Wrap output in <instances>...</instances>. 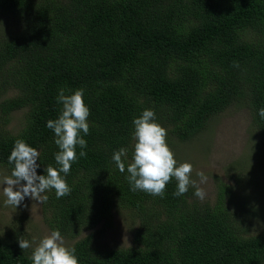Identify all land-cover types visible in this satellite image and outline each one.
I'll list each match as a JSON object with an SVG mask.
<instances>
[{"label":"trees","instance_id":"1","mask_svg":"<svg viewBox=\"0 0 264 264\" xmlns=\"http://www.w3.org/2000/svg\"><path fill=\"white\" fill-rule=\"evenodd\" d=\"M61 88L84 90L90 129L64 176L70 194L44 193L41 209L64 239L89 232L70 247L78 264H264V220L251 234L250 216L227 207V186L212 205L193 187L174 196V179L163 198L131 191L127 179L133 120L146 109L169 144L240 105L264 156V0H0V168L9 175L17 139L39 152L37 175L60 167L46 124L61 114ZM20 111L23 126L10 134L9 116ZM120 148L128 149L124 173L112 160ZM121 211L137 219L133 244L105 248L96 236ZM13 235L0 236V264H32L22 233Z\"/></svg>","mask_w":264,"mask_h":264},{"label":"clouds","instance_id":"2","mask_svg":"<svg viewBox=\"0 0 264 264\" xmlns=\"http://www.w3.org/2000/svg\"><path fill=\"white\" fill-rule=\"evenodd\" d=\"M83 97V89L66 95L65 89L61 88L57 96V102L62 105L61 114L58 119L47 121L46 126L54 132V143L59 148L55 154V161L59 168L49 166L46 169V175H37L39 152L28 146L22 139L15 141L8 157V162L14 165L13 170L10 176L0 181L4 185L6 205L17 208L26 197L40 204L46 203L48 196L44 193L53 189L57 199L70 194L71 189L64 176L70 172L72 164L78 158L77 148L87 147V142L82 138L81 133L86 136L90 129L88 123L90 111ZM258 115L264 119V108L258 110ZM133 125V138L136 142L131 162L127 164L130 190L163 198L166 185L174 179L177 182L174 196L179 197L187 193L189 187H195V196L203 200L206 192L191 178L192 165L177 164L174 153L167 144V131L156 123L155 112L150 109L144 110L139 118L133 120ZM86 155L87 153L83 150L79 152L80 157H86ZM127 156L126 148H120L113 153L112 160L121 173L125 172ZM61 173L64 175L62 176ZM197 176L201 184L206 182L207 177L203 172H197ZM18 244L21 250L31 247L29 241L22 238L19 239ZM74 253V248L64 245L59 230H54L35 247L31 260L32 264H78Z\"/></svg>","mask_w":264,"mask_h":264},{"label":"rangeland","instance_id":"3","mask_svg":"<svg viewBox=\"0 0 264 264\" xmlns=\"http://www.w3.org/2000/svg\"><path fill=\"white\" fill-rule=\"evenodd\" d=\"M15 95L14 91L6 97ZM23 126V112L9 116L6 131L17 134ZM259 137L252 124L250 111L240 105H232L217 116L191 140L182 143L171 142L169 148L174 153L177 164L190 163L193 168L191 178L198 187L206 192L200 203H216L222 191L219 186L229 188L226 205L232 210L248 217V226L254 234L264 220V156L258 149ZM197 172L207 177L200 183ZM10 176L0 168V181ZM237 178V180H236ZM23 183V182H21ZM0 183V236L9 238L15 231L22 233V239L29 241L33 252L39 242L49 236L51 231L44 223L42 204L26 197L20 206L14 208L5 204L7 197ZM195 190L196 188L193 187ZM102 228V224L95 230ZM138 228L136 217L126 211L113 212L110 227L102 230L96 239L105 248H129L133 244V234ZM89 232H83L75 240L64 239V245L70 248L75 241L84 238Z\"/></svg>","mask_w":264,"mask_h":264}]
</instances>
